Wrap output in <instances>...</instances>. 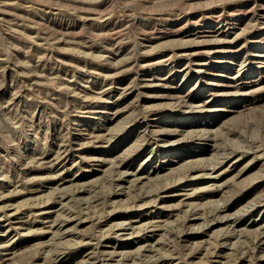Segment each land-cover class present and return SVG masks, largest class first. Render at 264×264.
Returning a JSON list of instances; mask_svg holds the SVG:
<instances>
[{"label": "rangeland", "instance_id": "obj_1", "mask_svg": "<svg viewBox=\"0 0 264 264\" xmlns=\"http://www.w3.org/2000/svg\"><path fill=\"white\" fill-rule=\"evenodd\" d=\"M89 263L264 264V0H0V264Z\"/></svg>", "mask_w": 264, "mask_h": 264}, {"label": "bare ground", "instance_id": "obj_2", "mask_svg": "<svg viewBox=\"0 0 264 264\" xmlns=\"http://www.w3.org/2000/svg\"><path fill=\"white\" fill-rule=\"evenodd\" d=\"M218 18V17H217ZM122 94V93H121ZM159 96V95H158ZM183 100V99H182ZM187 108V107H186ZM187 118H189V119H191L192 118V115H187V116H185L184 118H183V122L184 121H186L185 119H187ZM187 121H188V119H187ZM180 122V121H179ZM187 123V122H186ZM201 130V129H200ZM192 134V133H191ZM72 206V205H71ZM63 209V208H62ZM197 209V208H196ZM201 213V212H200ZM236 214V213H235ZM249 229V228H248ZM235 231V230H234ZM259 235V234H258ZM180 236V235H179ZM236 236V235H235ZM243 241V240H242ZM238 243V242H237ZM240 244V243H239ZM233 246V245H232ZM144 247V246H143ZM152 247V246H151ZM139 248H140V246H139ZM235 250V249H234ZM235 254V253H234ZM134 255V254H133ZM144 255V254H143ZM130 256V255H129ZM125 257V256H124ZM149 257V256H148ZM145 258V257H144ZM143 258V259H144ZM55 259V258H54ZM123 259V258H122ZM131 259V258H130ZM135 259V258H134ZM157 260V259H156ZM90 261V260H89ZM142 262H143V260H142ZM90 264V263H89Z\"/></svg>", "mask_w": 264, "mask_h": 264}]
</instances>
